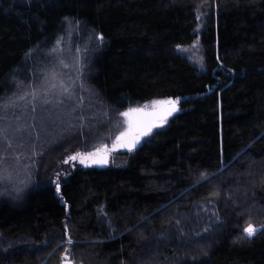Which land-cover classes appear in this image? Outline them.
Wrapping results in <instances>:
<instances>
[{
  "label": "trees",
  "instance_id": "1",
  "mask_svg": "<svg viewBox=\"0 0 264 264\" xmlns=\"http://www.w3.org/2000/svg\"><path fill=\"white\" fill-rule=\"evenodd\" d=\"M80 47L86 118L0 179V264H264V0H0V112ZM152 99L178 111L126 166H64Z\"/></svg>",
  "mask_w": 264,
  "mask_h": 264
},
{
  "label": "rangeland",
  "instance_id": "2",
  "mask_svg": "<svg viewBox=\"0 0 264 264\" xmlns=\"http://www.w3.org/2000/svg\"><path fill=\"white\" fill-rule=\"evenodd\" d=\"M82 58L83 51H81V47L77 52L66 56V58L60 57L55 68L53 65L46 68L48 70L46 73L49 75L48 80L44 81L42 86H39L38 91H35L38 92L37 94H35V92L29 94L30 97L29 99L27 98L29 103L20 100L21 103L24 101L25 104L15 106L12 109L3 108V110H1L0 171L2 172V177L0 179H2V182L7 183V185H13L15 182L21 179L23 180L30 171L28 167L31 166V162L33 163V158L37 156V153H39L43 147H49L48 149L52 150L59 146V143H61L60 139L68 132L65 128L68 126L71 128V125L75 123L79 125L78 123L86 118V108L82 107L76 112L78 118L75 117L71 121L67 119L68 114L71 112L70 109L74 110V106H78L79 101L75 99V96L80 95L81 99L86 94L83 88H81L79 94L78 87L75 86L76 82H74L79 72L78 68L82 62ZM190 59L194 62L192 57H190ZM46 91L47 95H45ZM164 100L166 99H152L140 105V107L134 105L129 109H140L143 112H153L157 110V102ZM7 105L8 104H5V106ZM124 112L120 113V121L119 119L116 120L115 127L117 133L115 134V142L113 143L115 146L110 148V151L108 150L106 164L91 163L90 161L87 162V164H82L79 159L65 163L69 156L77 154L72 153L63 161L64 166L68 168H73L74 165L80 168H94L96 166L100 168L108 166L119 168L126 166L129 161L128 155L125 153L130 154V151L139 147L154 130L164 128V126L167 125V121L177 113V111L172 112L171 115L167 116L166 120L160 122L158 126L153 127L149 134L142 136L135 148L129 150L127 147L117 144V137L120 136L121 133L126 132L129 127L128 118L122 115ZM98 115L99 114L95 112V116L92 117L93 120L101 121ZM88 128H91V126H87L86 129V132L89 134ZM88 134H86V139L89 143H87L86 140L84 141L86 143H84V148L88 149L86 151H90L87 153H94L102 149L98 145L91 144V139H88ZM87 153L84 152L81 154ZM26 163L28 166L25 168ZM6 170L9 172L8 174H6ZM182 234L186 236V238H192V236H196V231L183 232ZM169 236L173 237L171 234ZM153 242H155V240ZM176 248H178L177 245Z\"/></svg>",
  "mask_w": 264,
  "mask_h": 264
},
{
  "label": "snow or ice",
  "instance_id": "3",
  "mask_svg": "<svg viewBox=\"0 0 264 264\" xmlns=\"http://www.w3.org/2000/svg\"><path fill=\"white\" fill-rule=\"evenodd\" d=\"M69 23H71V21H69ZM97 39L102 41L103 36L100 35ZM177 103V101L173 100H164L157 102V110L153 112H143L140 109H129L127 112L122 113L123 116L128 118L129 127L126 132L121 133V135L117 137V144L127 147L129 150L135 148L142 136L149 134L153 127L158 126L160 122L166 120L167 116L171 115L172 112L178 111ZM107 152L108 149L105 146L103 149H99L94 153H77L76 155L69 156L65 163L79 159L82 164H87L89 161L91 163L106 164ZM56 189L57 191L60 189V185L58 183L56 185ZM259 231H264V228L258 229L255 226L249 225L244 229V233L249 238L256 235ZM66 243L68 245H72L74 242L69 236ZM64 258L65 260L68 259L67 249L65 250Z\"/></svg>",
  "mask_w": 264,
  "mask_h": 264
},
{
  "label": "bare ground",
  "instance_id": "4",
  "mask_svg": "<svg viewBox=\"0 0 264 264\" xmlns=\"http://www.w3.org/2000/svg\"><path fill=\"white\" fill-rule=\"evenodd\" d=\"M69 262H70V264H73V262L70 261V259H67V260H66V263L69 264Z\"/></svg>",
  "mask_w": 264,
  "mask_h": 264
},
{
  "label": "water",
  "instance_id": "5",
  "mask_svg": "<svg viewBox=\"0 0 264 264\" xmlns=\"http://www.w3.org/2000/svg\"><path fill=\"white\" fill-rule=\"evenodd\" d=\"M64 264H67V263H66V261H65V263H64Z\"/></svg>",
  "mask_w": 264,
  "mask_h": 264
}]
</instances>
